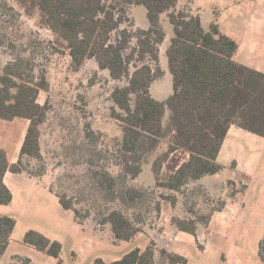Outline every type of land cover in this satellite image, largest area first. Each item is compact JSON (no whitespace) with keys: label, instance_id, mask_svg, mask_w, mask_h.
<instances>
[{"label":"trees","instance_id":"1","mask_svg":"<svg viewBox=\"0 0 264 264\" xmlns=\"http://www.w3.org/2000/svg\"><path fill=\"white\" fill-rule=\"evenodd\" d=\"M28 17H38L40 25L55 34L68 51L74 71L94 59L99 69L114 81L127 80L125 86L111 93L115 107L112 116L119 122L122 140L116 144L121 172L115 176L106 169L92 171L95 189L105 206L97 205V218L91 212L82 215L75 198L52 192L66 210L74 212L80 224L92 220L96 227L110 226L116 241H130L139 233L155 228L148 222L150 213L159 220L163 204L175 209L179 203L186 216L173 215L172 225L179 232L197 238L210 224L215 212L223 211L226 202L218 199L207 213L197 201H179V195L195 182L224 170L218 157L232 127L264 138V73L236 61L238 43L225 35L214 21L206 28L200 15L192 12L193 0H14ZM137 7L147 11V29L124 27L127 16ZM14 11V8H8ZM163 16L173 27L167 47L168 67L173 93L165 101L151 93L154 82L163 76L160 49L167 34ZM6 46L0 38V49ZM15 48L14 45H7ZM45 71L36 72L30 59L17 55L0 75V120L21 118L29 121L19 160L10 164L7 151L0 147V206L12 202V192L4 183L7 171L44 176L42 165L33 171V161L43 162L42 126L46 123L50 103L38 102L42 91L49 92ZM96 134L88 127L87 137ZM167 150L154 157L160 146ZM151 165L154 188H143L135 181ZM231 183V182H230ZM199 193L205 194L203 187ZM159 191V199L153 197ZM233 191L232 196L236 195ZM207 194V193H206ZM212 198V197H210ZM212 200H216L213 199ZM16 220L0 216V260L4 256ZM24 242L59 260L62 244L51 241L38 231H29ZM157 243L137 248L111 264H156ZM161 256L171 264H188L187 259L166 250ZM264 262V238L260 242ZM23 259L22 264H30ZM93 264H107L96 259Z\"/></svg>","mask_w":264,"mask_h":264},{"label":"crops","instance_id":"2","mask_svg":"<svg viewBox=\"0 0 264 264\" xmlns=\"http://www.w3.org/2000/svg\"><path fill=\"white\" fill-rule=\"evenodd\" d=\"M186 4V0H183L178 8ZM211 7L213 14L207 23L210 25L216 21L221 31L238 43L236 61L264 73V0H193L192 12L201 16L205 27L201 11L205 8L210 11ZM164 22L162 21V25ZM9 61L0 52V75ZM46 94L47 92L42 91L39 95L38 102L41 105L46 103ZM18 120H24L20 123L22 135L16 142H12L11 150L2 145V142H7V138L13 140V135L8 134V129L5 135L0 133V147L7 151L12 165L19 160L29 121L21 118L13 121L0 120L11 124ZM235 136L240 139L247 136L255 140L260 138L232 127L225 143L229 137L238 142L240 139ZM225 143L218 157L224 170L193 183L196 186L203 185L212 197L226 202L225 209L215 212L208 227L200 234L203 250L198 247L194 235L177 231L171 223L174 214L181 217L187 215L181 203L175 209L170 204L166 205L158 228L139 233L130 241H116L110 226L99 228L92 220L80 224L73 211L63 208L58 196L51 190L53 180L49 171L41 177L26 172L16 174L7 171L4 183L12 192L13 198L9 205L0 206V216L14 218L16 227L0 264H22L23 259H29L30 264H42L38 257L45 253L24 242L25 235L31 230L62 244L61 264H66L67 252L72 255V264H93L96 259L111 264L137 248L146 249L152 240L157 243L156 264H171L161 256L162 250L187 259L188 264H264L260 257V242L264 238V196L257 201V192H249L248 189L240 191L237 187L236 195L232 196L233 191L228 183L232 181L237 184L244 168L234 153L228 158H232L231 162L238 163L236 167L232 168L227 165V161L224 162ZM141 239L144 240L143 246H135V242ZM47 256L46 264H59L58 259Z\"/></svg>","mask_w":264,"mask_h":264},{"label":"rangeland","instance_id":"3","mask_svg":"<svg viewBox=\"0 0 264 264\" xmlns=\"http://www.w3.org/2000/svg\"><path fill=\"white\" fill-rule=\"evenodd\" d=\"M215 4L219 5L218 1H215ZM11 7L14 11L8 9ZM212 8L210 11L206 8L201 11L206 28L207 20L211 19L213 14ZM223 9L225 10V7ZM163 21L165 22L162 27L167 37L160 49V67L165 73L161 79L156 80L151 89L153 97L158 100L167 99L173 93L172 75L166 55L173 36V27L166 16H163ZM131 26L133 30L149 26L144 7H137L129 13L123 28ZM2 37L6 43V46L0 49L2 54L10 61L17 55L30 59L36 72L44 70L51 84V89L46 94V101L50 103L51 109L46 123L41 128L43 162L33 161L31 169L35 172L42 165H46L52 176L54 190L75 198L82 215L90 211L92 218L96 219L97 205L105 206L107 202L95 189L92 171L106 169L115 176L121 172L116 144L122 140L123 133L119 122L112 116L115 105L111 100V93L116 87L125 86L127 80L114 81L107 71L99 69L94 59L87 60L79 71H74L68 51L62 46V42H58L55 34L40 25L37 16L30 18L25 15L14 0H0V38ZM9 44L15 48H9L7 46ZM23 121L18 120L13 124L0 121V133L5 135L8 129V134L13 135V140L7 138V142L3 141L2 145L8 146L11 150L12 144L22 135L20 123ZM88 127L101 134L87 137ZM231 137L225 143L224 162L227 161V165H231L232 168L236 167L238 163L236 161L233 163L232 158H228L234 153L238 161L242 162L244 171L240 172L242 176L239 175L241 180H238L237 184L232 181L228 183L230 190L236 191L237 187L240 191L248 189L249 192H257L259 201L261 196H264V140L260 138L255 140L251 136L242 140L235 136L240 139L235 142ZM167 148V144L163 143L154 157ZM144 169V173L135 183L143 188H154L155 180L151 165L145 166ZM199 187L205 189L203 185L191 184L185 194L179 195V201H197L207 213L212 204L206 202L216 203L221 198L212 197L208 191L207 194H198ZM159 195V191H156L153 201L159 199ZM252 195L255 196V193ZM166 205L167 203L163 204L162 212ZM148 217V222L158 228L161 216L159 220L153 213ZM143 241L137 240L135 246L140 244L143 246ZM47 259L48 256L45 254L38 257L42 264H46ZM66 264H72V255L69 252Z\"/></svg>","mask_w":264,"mask_h":264}]
</instances>
